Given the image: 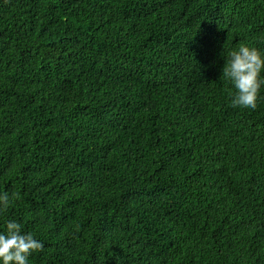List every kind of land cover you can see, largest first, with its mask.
Returning a JSON list of instances; mask_svg holds the SVG:
<instances>
[{"label": "trees", "instance_id": "16d2710c", "mask_svg": "<svg viewBox=\"0 0 264 264\" xmlns=\"http://www.w3.org/2000/svg\"><path fill=\"white\" fill-rule=\"evenodd\" d=\"M264 0H0V213L29 264H264Z\"/></svg>", "mask_w": 264, "mask_h": 264}, {"label": "clouds", "instance_id": "9594fccd", "mask_svg": "<svg viewBox=\"0 0 264 264\" xmlns=\"http://www.w3.org/2000/svg\"><path fill=\"white\" fill-rule=\"evenodd\" d=\"M222 78L235 89L231 100L233 107L255 109L260 89L264 87V51L241 44L228 55ZM13 202L8 192L0 193V213ZM43 247L33 234L22 231L19 222L8 220L0 231V264H29L33 253Z\"/></svg>", "mask_w": 264, "mask_h": 264}]
</instances>
